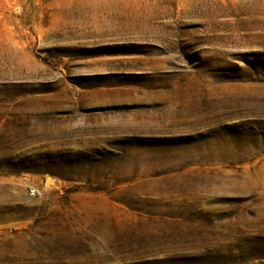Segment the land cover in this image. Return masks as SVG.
<instances>
[{
	"label": "rangeland",
	"instance_id": "1",
	"mask_svg": "<svg viewBox=\"0 0 264 264\" xmlns=\"http://www.w3.org/2000/svg\"><path fill=\"white\" fill-rule=\"evenodd\" d=\"M0 264H264V0H0Z\"/></svg>",
	"mask_w": 264,
	"mask_h": 264
},
{
	"label": "built area",
	"instance_id": "2",
	"mask_svg": "<svg viewBox=\"0 0 264 264\" xmlns=\"http://www.w3.org/2000/svg\"><path fill=\"white\" fill-rule=\"evenodd\" d=\"M39 194V192H38V190L37 189H35V188H30L29 189V195L30 196H36V195H38Z\"/></svg>",
	"mask_w": 264,
	"mask_h": 264
}]
</instances>
